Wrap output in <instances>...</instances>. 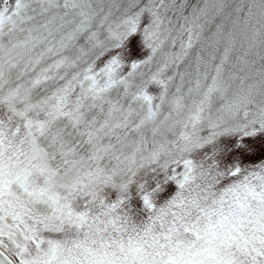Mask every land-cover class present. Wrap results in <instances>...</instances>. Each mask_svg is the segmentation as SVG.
Segmentation results:
<instances>
[{
    "label": "snow or ice",
    "instance_id": "snow-or-ice-1",
    "mask_svg": "<svg viewBox=\"0 0 264 264\" xmlns=\"http://www.w3.org/2000/svg\"><path fill=\"white\" fill-rule=\"evenodd\" d=\"M0 264H264V0H0Z\"/></svg>",
    "mask_w": 264,
    "mask_h": 264
}]
</instances>
